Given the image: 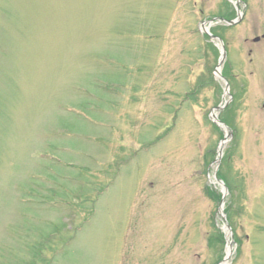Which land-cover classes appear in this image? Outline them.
Instances as JSON below:
<instances>
[{"label": "rangeland", "instance_id": "1", "mask_svg": "<svg viewBox=\"0 0 264 264\" xmlns=\"http://www.w3.org/2000/svg\"><path fill=\"white\" fill-rule=\"evenodd\" d=\"M234 1L0 0V264L223 259L201 22L226 264H264V0Z\"/></svg>", "mask_w": 264, "mask_h": 264}, {"label": "water", "instance_id": "2", "mask_svg": "<svg viewBox=\"0 0 264 264\" xmlns=\"http://www.w3.org/2000/svg\"><path fill=\"white\" fill-rule=\"evenodd\" d=\"M241 14H242V13L239 11V9L236 8V18L233 19V20H228V21H226V23H227V24H234V23L238 22V21L240 20V18H241ZM215 38L219 41V43H220V45H221L220 57H219V60H218V65H220V64L222 63L224 57H225V49H224V47H223V44H222L221 39L218 38V37H215ZM257 40H258V37H256V38L253 39V41H257ZM218 74H219V72H218ZM223 79H224V78H223ZM227 86H228V85L226 84V89H227ZM262 106H263V108H264V103H263ZM215 108H216V109H219L220 107L217 106V107H215ZM213 120L216 121V122H218V123H220L214 115H213ZM220 155H221V148L219 147V148H218V159L220 158ZM219 182H220V181H219ZM219 212H220V215L223 217V219H224V221H225V224H226V228H227V230L229 231V235L231 236V230H230V227H229V225L227 224V222H226V220H225V216H224V214H222V212H221V206L219 207Z\"/></svg>", "mask_w": 264, "mask_h": 264}, {"label": "trees", "instance_id": "3", "mask_svg": "<svg viewBox=\"0 0 264 264\" xmlns=\"http://www.w3.org/2000/svg\"><path fill=\"white\" fill-rule=\"evenodd\" d=\"M233 14V10L232 11H229L225 16L226 17H228V16H230L231 17V15ZM229 18V17H228ZM214 33H215V31H214V29H211ZM223 121H225V120H223ZM217 176L219 177V178H221L223 181H224V183L225 184H228V181L226 180V178L224 177V175L222 174V172L220 171V168H219V170L217 171ZM205 191H206V193H207V195L210 197V198H212L213 200H216V201H218L219 200V195H218V193L217 194H215V195H213L212 193H211V191H209L207 188L205 189ZM225 212H226V214H227V218H228V208H225ZM221 236V235H220ZM223 237V236H222ZM235 242H236V240H234Z\"/></svg>", "mask_w": 264, "mask_h": 264}, {"label": "bare ground", "instance_id": "4", "mask_svg": "<svg viewBox=\"0 0 264 264\" xmlns=\"http://www.w3.org/2000/svg\"><path fill=\"white\" fill-rule=\"evenodd\" d=\"M219 71H220V69H219ZM229 254H230V249H229V245H227L226 253H225V256H224L225 260L223 262H221L220 264H226V261H227V258L229 257Z\"/></svg>", "mask_w": 264, "mask_h": 264}]
</instances>
